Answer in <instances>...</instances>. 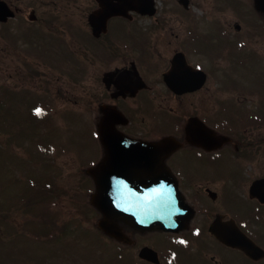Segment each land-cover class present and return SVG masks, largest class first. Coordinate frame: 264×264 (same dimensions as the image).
I'll return each instance as SVG.
<instances>
[{
    "label": "flooded vegetation",
    "instance_id": "1",
    "mask_svg": "<svg viewBox=\"0 0 264 264\" xmlns=\"http://www.w3.org/2000/svg\"><path fill=\"white\" fill-rule=\"evenodd\" d=\"M89 1L75 25L73 95L79 111H92L90 166L131 207L165 166L191 208L175 232L116 219L125 264H264V6ZM6 2L14 16L1 26L21 13ZM110 2L118 11H105ZM27 19L37 20L34 10ZM100 126L131 139L106 140V149ZM215 220L225 232L238 228L244 246L211 234Z\"/></svg>",
    "mask_w": 264,
    "mask_h": 264
},
{
    "label": "rangeland",
    "instance_id": "2",
    "mask_svg": "<svg viewBox=\"0 0 264 264\" xmlns=\"http://www.w3.org/2000/svg\"><path fill=\"white\" fill-rule=\"evenodd\" d=\"M6 1L21 13L0 25V264H125L96 225L85 172L94 121L73 95L76 27L90 1ZM39 145L55 152L45 157Z\"/></svg>",
    "mask_w": 264,
    "mask_h": 264
},
{
    "label": "water",
    "instance_id": "3",
    "mask_svg": "<svg viewBox=\"0 0 264 264\" xmlns=\"http://www.w3.org/2000/svg\"><path fill=\"white\" fill-rule=\"evenodd\" d=\"M258 4L259 6L263 7L264 0H259ZM116 7V4L110 2L105 11L107 13L118 11ZM11 15L12 13L8 10L6 4L0 1V20L4 21L8 16ZM103 134L104 135L101 137L103 140H106L110 135L109 131L107 133L104 131ZM118 136V138L120 139H128L120 134H118ZM89 172L92 173L93 170H90ZM94 174L97 189L96 193L92 196L91 203L96 206L101 213V218L97 223L98 227L101 228L105 233L115 236L118 239H122L124 238V236L116 224V218H119L125 222H129L130 224L138 228H149L156 225L158 228L177 230L185 225V222L190 216L189 210H183L185 204L181 200L180 195L178 198L179 206L173 209H169V207L160 208L159 206L158 208H155V203H149L154 207L147 206L146 208L141 209H131L125 206L115 208L112 206L111 195L108 194L106 189L108 181L99 177L98 174ZM166 174L167 173L163 171V174L159 175H162L163 178H165L169 182L174 183L176 186L174 179ZM148 182L149 179H147V183ZM210 230L219 238L225 237L224 230L219 227L217 221L212 224Z\"/></svg>",
    "mask_w": 264,
    "mask_h": 264
},
{
    "label": "trees",
    "instance_id": "4",
    "mask_svg": "<svg viewBox=\"0 0 264 264\" xmlns=\"http://www.w3.org/2000/svg\"><path fill=\"white\" fill-rule=\"evenodd\" d=\"M39 194H41V193H39ZM45 217H48V216H46V215H44V214L42 213V214H40V215L38 216V220L45 224L46 222L43 221V219H44ZM48 218H49V217H48Z\"/></svg>",
    "mask_w": 264,
    "mask_h": 264
},
{
    "label": "snow or ice",
    "instance_id": "5",
    "mask_svg": "<svg viewBox=\"0 0 264 264\" xmlns=\"http://www.w3.org/2000/svg\"><path fill=\"white\" fill-rule=\"evenodd\" d=\"M36 111H37V113H39V111H40V110H39V109H37Z\"/></svg>",
    "mask_w": 264,
    "mask_h": 264
}]
</instances>
